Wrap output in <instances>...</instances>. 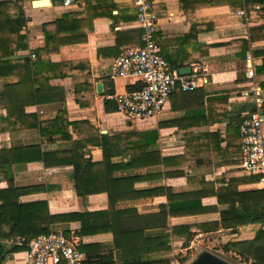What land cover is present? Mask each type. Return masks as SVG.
Wrapping results in <instances>:
<instances>
[{"label":"crops","instance_id":"0c3cea01","mask_svg":"<svg viewBox=\"0 0 264 264\" xmlns=\"http://www.w3.org/2000/svg\"><path fill=\"white\" fill-rule=\"evenodd\" d=\"M17 1L22 12L13 6ZM34 1L39 0L0 2L4 12L0 19L24 22L21 27L0 25V152L11 151L18 160L10 169L0 160V264H29V243L41 234L48 215L79 214L78 220L49 229L77 234L84 264H103L108 258L109 264H125L124 254L131 259L139 252L143 264L172 256L174 264L180 263L178 254L187 256L197 247L196 241L226 244L253 239L260 224L215 231L198 226L220 222L221 212L229 208L211 194L213 190L223 195L232 186L239 192L264 189L259 179L246 182L259 177L241 167L239 128L255 106L253 80L247 75L251 65L264 100V0H184L188 11L181 0H151L161 54L179 75L180 69L191 67L190 74L181 76L192 75L193 64L200 71L198 87L190 91L178 87L159 117L148 123L119 112L111 98L137 88L132 77L109 76L123 51L143 44L136 0H78L71 7L63 0L40 5ZM65 14L75 15L74 26L62 31L61 38L79 39L89 31L86 42L61 46L36 69L47 43L44 26ZM61 111L66 112L63 120L58 119ZM54 120L62 122L52 127ZM71 122L87 125L76 132ZM98 133L110 138L105 153L95 144L103 142ZM84 134L91 145L84 148V158L104 164L81 180L80 190L87 193L81 196L74 167L55 161ZM10 185L38 188L17 199L18 211L35 212L32 225L18 232L22 236L11 238L6 237L10 232L6 222L20 213L1 211L6 200L11 202L6 195ZM169 191L203 193L202 204L210 210L166 220ZM177 226H191L196 233L189 247L170 242L171 253L161 251L167 234Z\"/></svg>","mask_w":264,"mask_h":264},{"label":"trees","instance_id":"16d2710c","mask_svg":"<svg viewBox=\"0 0 264 264\" xmlns=\"http://www.w3.org/2000/svg\"><path fill=\"white\" fill-rule=\"evenodd\" d=\"M184 0H181V7L188 11V8L184 5ZM12 4V2L10 3ZM15 10L18 12H22L23 9L21 7V2L17 1L16 4L13 5ZM197 7H194L196 9ZM99 9V7H96L92 10ZM3 6H0V18L3 16ZM92 15V11H90V16ZM72 16H75L74 14H65L62 19L57 20L56 22L52 24H48L44 26L45 29V35H46V47L40 51L38 62L35 63V68H39L42 64V61L52 52H56L60 50V47L66 44H74V43H83L86 42L88 32L83 33V36L79 39H66L61 38V35L63 34L62 31L73 28L74 24H71L74 22ZM72 20V21H71ZM23 21L17 20L15 22L14 20H3L0 19V25H10L13 27L14 25H21L23 24ZM73 25V26H72ZM72 26V27H71ZM50 27H53L50 29ZM63 37V36H62ZM171 64V63H170ZM172 68L176 70L173 65L171 64ZM36 75L38 76L39 71H35ZM66 112L61 111L58 119H65ZM62 121L60 120H54L52 121V127L60 125ZM73 126V129L78 132V129L80 125H87L86 122L80 123V122H71L69 123ZM241 124V123H240ZM241 126V125H240ZM239 126V128H240ZM43 131V129H41ZM61 130V129H59ZM98 136L99 133H98ZM103 139V142H96L95 144L101 145L107 152V148L105 147V143L109 141L106 135L100 136ZM86 138H89L86 134L82 135L80 137V140L76 143L74 142L72 145V148H70L67 151V154L65 157H58V161H55V164L59 165H72L75 170V178H76V188L78 191V194L81 196H85L87 193H83L80 190V184L81 180L86 177V174L95 166H101L104 164V161L102 163H93L89 159L84 158V148H87L91 145L90 141H86ZM11 151H4L0 152V160L3 161V166L5 168L10 169L13 164L18 162L17 159H14L12 157ZM106 157L107 154H104ZM57 158L55 155H53V158ZM28 160V159H26ZM20 161V160H19ZM109 161V160H108ZM44 162L46 165H49V160L47 157L44 158ZM259 178L257 177H251L250 179H247V183H255L258 181ZM86 180V178H85ZM243 181V180H241ZM234 185V187H236ZM38 188L35 187H25V188H16L13 185H10L9 189L6 190V195L9 194L10 201L5 202V205L2 206L1 211L5 213H16L19 212L20 216L18 219L14 221L6 222L7 225L10 226V232L6 235V237H15V236H22L21 232L25 230V228L32 225V215L35 211H18L19 210V204L17 199L22 194H27L33 191H37ZM212 195L218 196L219 202L221 204L228 203L229 208L227 210H224L221 212V220L218 223H213L210 225H199L198 228L203 231H215L219 230L220 228H226L235 230L239 226H244L248 224H260L262 228L258 230L255 237L253 239L248 240H241V241H231L226 243L223 246V250L226 253H233V255L241 260L243 263H251V264H264V189L263 190H249L245 192H239L236 189H233V186L230 187V193L226 192L223 195L219 194L216 191H212ZM202 196L203 193L200 192H194V193H188V194H175L171 191L168 192V208L165 210L164 217L166 220L169 219V217H178V216H190V215H197V214H203L205 212H208L210 208H207L203 206L202 204ZM223 197H226L223 199ZM229 197V200H227ZM88 218L92 217L91 214H86ZM121 215V214H120ZM79 214H64V215H53L47 216V219L43 221V224H46L44 228H41L39 234H46L50 231L49 227L52 224L57 223H63V222H73L78 220ZM82 221V220H81ZM84 221H82L83 223ZM205 226H208L209 228H205ZM84 228V225L82 226V229ZM83 234V231L81 232ZM39 235V236H40ZM196 233L192 231L191 226H177L173 227L171 230V233L167 234L166 240L162 243L161 251H166L168 253H171L172 248L169 245L170 242H182L184 247H189L190 241L193 240ZM37 238V237H36ZM35 239V238H34ZM164 245V247H163ZM158 246V245H156ZM153 247H151L152 249ZM122 250L124 254L125 246L122 244ZM180 263L183 264L187 260V256H182L181 254H178ZM173 258V256H172ZM172 258H166V259H160L157 262H151L156 264H171ZM142 261V255L141 253H134L133 256H131V259L127 258L124 254V262L125 264H143ZM112 262L111 258L105 259V262L103 264H109Z\"/></svg>","mask_w":264,"mask_h":264},{"label":"built area","instance_id":"2783aa9c","mask_svg":"<svg viewBox=\"0 0 264 264\" xmlns=\"http://www.w3.org/2000/svg\"><path fill=\"white\" fill-rule=\"evenodd\" d=\"M1 2V0H0ZM78 0H63L65 7H71ZM138 20L143 28L139 47L126 49L116 59L109 74L111 79L132 77L137 88L117 94L111 98L118 111L130 119L148 120L158 118L171 94L179 87L190 91L198 87V64H193V74L181 76L174 70L167 58L161 54L156 39L157 15L151 0H136ZM242 14H245L242 12ZM35 58V55L32 54ZM247 75L252 79L251 91L255 96V106L240 126L242 169L249 175L259 177L264 184V100L262 91L255 80L254 67H247ZM81 238L71 232L51 230L29 243V264H84V254L79 250ZM174 264H181L177 260Z\"/></svg>","mask_w":264,"mask_h":264},{"label":"rangeland","instance_id":"374dc122","mask_svg":"<svg viewBox=\"0 0 264 264\" xmlns=\"http://www.w3.org/2000/svg\"><path fill=\"white\" fill-rule=\"evenodd\" d=\"M156 119L152 118L150 120H142L139 121L140 123H148V122H154ZM195 244L197 247L194 249H191L190 252L187 254V260L183 264H187L188 262L192 261L199 253H201L204 250H209L223 259L227 260L228 262L232 264H244L241 262L238 258H236L234 255L230 253H226L223 251V246L225 245L224 242H216L215 244L209 243V241L206 239L196 241ZM185 253V252H184ZM179 257V256H178Z\"/></svg>","mask_w":264,"mask_h":264},{"label":"water","instance_id":"95a60500","mask_svg":"<svg viewBox=\"0 0 264 264\" xmlns=\"http://www.w3.org/2000/svg\"><path fill=\"white\" fill-rule=\"evenodd\" d=\"M35 5H40V4H46V0H39V1H34ZM192 72L191 67H185L180 69L179 73L181 75H186L190 74ZM98 91H101L102 85L99 83L97 85ZM187 264H232L228 262L227 260L223 259L219 255L209 251V250H204L201 253H199L192 261L188 262Z\"/></svg>","mask_w":264,"mask_h":264}]
</instances>
